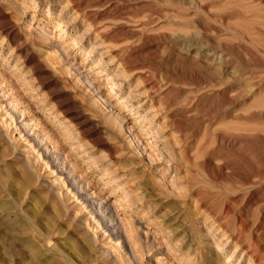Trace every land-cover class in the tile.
I'll return each instance as SVG.
<instances>
[{
    "label": "rangeland",
    "instance_id": "rangeland-1",
    "mask_svg": "<svg viewBox=\"0 0 264 264\" xmlns=\"http://www.w3.org/2000/svg\"><path fill=\"white\" fill-rule=\"evenodd\" d=\"M0 264H264V0H0Z\"/></svg>",
    "mask_w": 264,
    "mask_h": 264
}]
</instances>
